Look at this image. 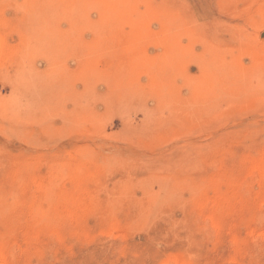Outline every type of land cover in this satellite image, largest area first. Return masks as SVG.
<instances>
[{
	"label": "rangeland",
	"instance_id": "rangeland-1",
	"mask_svg": "<svg viewBox=\"0 0 264 264\" xmlns=\"http://www.w3.org/2000/svg\"><path fill=\"white\" fill-rule=\"evenodd\" d=\"M0 49V264H264V0H0Z\"/></svg>",
	"mask_w": 264,
	"mask_h": 264
},
{
	"label": "bare ground",
	"instance_id": "bare-ground-1",
	"mask_svg": "<svg viewBox=\"0 0 264 264\" xmlns=\"http://www.w3.org/2000/svg\"><path fill=\"white\" fill-rule=\"evenodd\" d=\"M97 5V4H96ZM100 18H104V19H109V16L106 13H103L102 11H100ZM1 50V49H0ZM255 163V162H254ZM257 166V165H255ZM253 170V169H252ZM250 173V172H249ZM251 174V173H250ZM248 175V174H247Z\"/></svg>",
	"mask_w": 264,
	"mask_h": 264
}]
</instances>
